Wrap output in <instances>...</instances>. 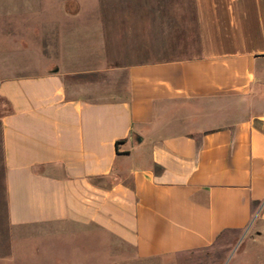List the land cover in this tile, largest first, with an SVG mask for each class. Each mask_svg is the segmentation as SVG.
<instances>
[{"label": "crops", "instance_id": "crops-1", "mask_svg": "<svg viewBox=\"0 0 264 264\" xmlns=\"http://www.w3.org/2000/svg\"><path fill=\"white\" fill-rule=\"evenodd\" d=\"M44 1L0 0L32 13L20 23L32 19L37 62L1 73L0 264L19 242L34 254L106 236L145 261L248 228L253 248L230 264H264V0H169L183 24L160 25L159 39L136 14L150 0L95 7L111 13L98 69L70 67L64 26L40 20L83 5Z\"/></svg>", "mask_w": 264, "mask_h": 264}, {"label": "rangeland", "instance_id": "rangeland-1", "mask_svg": "<svg viewBox=\"0 0 264 264\" xmlns=\"http://www.w3.org/2000/svg\"><path fill=\"white\" fill-rule=\"evenodd\" d=\"M71 0H49V4H56L65 7ZM82 4L85 10H73L68 12H41L42 22L53 21L58 30L64 26L68 33L66 44L67 49H71L73 60L66 61L70 67L81 69L102 68L105 60L103 54L106 46L104 43L102 30L100 28L101 18L106 12L95 11V7L104 10H124L132 8L139 0H76ZM169 0H150L151 8L146 11L136 12L143 19L152 20L153 39L160 37V25L166 24L168 27L183 24L184 11L171 7ZM144 3V0H141ZM48 1L41 0V4ZM147 9V7H146ZM31 12L6 13L0 11V79L8 75L2 72L31 69L37 65L35 53L36 45L33 43V22L30 18L28 23L26 16H31ZM35 14V13H34ZM135 13H131L134 15ZM187 14L189 12L187 11ZM170 28V27H169ZM62 31V30H61ZM28 40L24 46L23 42ZM9 105L0 96V116L6 113ZM3 204V164L0 145V207ZM249 229V228H248ZM242 231L240 233L227 231L222 233L217 240L209 247L164 255L139 261L134 258L132 250L122 244L110 241L106 236L97 242L90 236H72L63 239V243L39 246V252L33 254V242H19L15 249L14 264H55L53 256H60V264H230L241 248H253V243L249 238L254 236V230Z\"/></svg>", "mask_w": 264, "mask_h": 264}, {"label": "trees", "instance_id": "trees-1", "mask_svg": "<svg viewBox=\"0 0 264 264\" xmlns=\"http://www.w3.org/2000/svg\"><path fill=\"white\" fill-rule=\"evenodd\" d=\"M5 101H6V100H5ZM6 102H7V101H6ZM7 104H8V102H7ZM8 105H9V104H8ZM9 111H10V106H9V109H8V111H7V112H9ZM7 112H6V113H7ZM4 114H5V113H4Z\"/></svg>", "mask_w": 264, "mask_h": 264}]
</instances>
